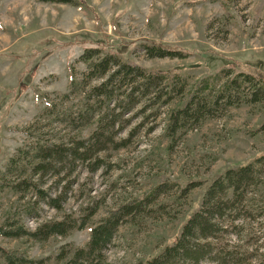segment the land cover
<instances>
[{"label":"rangeland","instance_id":"1","mask_svg":"<svg viewBox=\"0 0 264 264\" xmlns=\"http://www.w3.org/2000/svg\"><path fill=\"white\" fill-rule=\"evenodd\" d=\"M141 44L183 56L147 58L137 50ZM87 48L176 73L188 89L220 70L264 78V0H0V226L34 230L66 215H87L99 205L82 230L44 242L0 235V248L42 264H66L69 256L60 258L85 248L90 230L108 210L147 197L143 210L120 225L103 262L143 264L179 234L216 176L264 154V100L245 102L244 88L232 105L220 103L212 118L173 137L167 134V119L181 98L134 116L122 131L115 128L113 142L97 154L101 167L92 170L95 157L77 166L67 202L51 209L37 203L33 191L12 192L1 176L19 149L27 160L11 175L21 180L30 177L26 167L35 142L68 143L93 133L95 121L77 116L84 110L83 92L63 98L71 75L81 79L86 71L79 57ZM43 180L52 195L67 181L57 186L53 176ZM25 208H32V216H24ZM257 210L264 212V202ZM242 233L249 238L232 242L256 251L251 264H264V217L247 222ZM0 264H6L1 256Z\"/></svg>","mask_w":264,"mask_h":264},{"label":"trees","instance_id":"2","mask_svg":"<svg viewBox=\"0 0 264 264\" xmlns=\"http://www.w3.org/2000/svg\"><path fill=\"white\" fill-rule=\"evenodd\" d=\"M44 3L71 4V0H39ZM138 51L147 58H181L177 51L159 46L141 44ZM79 60L86 66L81 79L71 75L67 98L72 93L83 92V111L78 118L87 116V123L94 120L96 128L88 139H72L68 143L37 141L30 151V162L26 167L30 177L17 179L14 168L27 160L26 152L19 149L12 157L1 176L4 186L14 193L33 191L37 203L60 210L68 200L73 185L72 172L84 165L90 158L93 171L101 167L98 158L106 144L112 143L115 128L120 132L134 116L147 110L167 106L177 98L181 104L168 115L166 131L173 137L190 125H198L212 118L220 103L232 105L233 99L247 89L243 100L258 103L264 100V78L247 73H232L220 70L205 80H199L188 89L187 82L178 74L160 70H148L135 62L122 61L114 52L101 56L99 49L87 48ZM232 70V69H230ZM74 69H70L73 73ZM223 75L222 83L221 74ZM94 82H97L94 84ZM219 84V85H218ZM245 86V87H243ZM246 88V89H244ZM185 98V99H184ZM184 99V101H183ZM242 100V101H243ZM151 116L156 117V113ZM264 130V124L261 127ZM68 171V172H66ZM56 178L60 190L52 195L45 188L44 176ZM6 176H9L6 180ZM149 198L136 203H127L108 210L106 215L92 227L85 248L67 251L60 258L66 264H103L104 253L113 242L120 225L133 214L140 213ZM264 202V154L253 162L230 168L216 176L206 187L200 208L183 225L179 234L156 256L143 264H251L256 258L247 245L235 244L234 238L242 240L243 227L264 217L258 212ZM99 205L90 209L87 215L74 217L66 215L61 220L40 224L34 230L22 226H0V235L6 238H31L44 242L53 236H64L73 230H82L97 213ZM32 208H25L24 216H32ZM0 256L6 264H42L28 258L18 250L0 248Z\"/></svg>","mask_w":264,"mask_h":264}]
</instances>
